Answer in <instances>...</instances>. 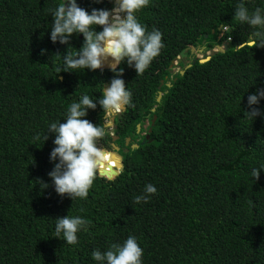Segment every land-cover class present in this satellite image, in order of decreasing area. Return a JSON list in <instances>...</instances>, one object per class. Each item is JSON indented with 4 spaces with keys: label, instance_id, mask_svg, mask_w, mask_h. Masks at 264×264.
I'll return each instance as SVG.
<instances>
[{
    "label": "trees",
    "instance_id": "1",
    "mask_svg": "<svg viewBox=\"0 0 264 264\" xmlns=\"http://www.w3.org/2000/svg\"><path fill=\"white\" fill-rule=\"evenodd\" d=\"M62 2L0 0V264H98L94 250L129 236L143 248V264H264V170L258 181L251 175L264 166V116L245 113L248 96L264 89V48L241 47L257 30L235 19L242 0H150L136 14L149 32L162 33L165 47L143 75L120 65L135 107L118 114L98 144L112 150L118 136L123 167L113 179L98 172L88 198L74 200L55 192L48 175L58 162L49 159L55 134L44 138L83 95L97 102L84 118L104 125L98 100L115 74L107 67L58 74L66 51L84 40L51 41L48 10ZM243 2L264 14V0ZM77 3L89 12L113 7L112 0ZM225 43L224 52L188 68L184 59L174 73L185 48ZM256 107L264 112V98ZM127 137L139 147L125 152ZM106 154L101 168L118 164ZM41 180L49 187L42 190ZM147 184L156 194L135 203ZM66 215L90 222L77 245L54 237Z\"/></svg>",
    "mask_w": 264,
    "mask_h": 264
},
{
    "label": "clouds",
    "instance_id": "2",
    "mask_svg": "<svg viewBox=\"0 0 264 264\" xmlns=\"http://www.w3.org/2000/svg\"><path fill=\"white\" fill-rule=\"evenodd\" d=\"M96 2L99 3L101 0ZM112 2L111 10L93 8L89 12L80 7L77 0H63L57 7L48 10L52 16L50 39L53 43L58 41L69 46L74 35L82 34L84 38L82 46L76 52L66 51L63 55V65L58 69V74L62 71L77 72L78 69L103 72L106 67L115 74L110 86L104 84L102 98L98 100L106 118L122 114L128 107H135L132 93L121 78L123 68L120 65L126 62L129 67H134L137 75H143L165 47L162 33L155 29L149 32L136 15L149 6L150 0H112ZM234 15L239 22L247 23L257 29L252 33L253 39L250 43L241 47L264 48L262 10L256 8L250 13L242 0L237 5ZM98 27L100 30H97ZM221 27L223 31L228 29L225 25ZM44 51L42 50V54ZM209 51H203L201 54L204 52L206 54L198 56L203 59ZM261 98H264V89H257L256 93L247 98L250 110L245 113L253 120L257 116H264V112L256 107ZM96 108L97 102L88 95H83L79 102H73L69 106L65 122H53L48 127L44 142L48 139L47 134H55L53 140L55 147L49 159L52 162L58 161L54 163V168L48 175L52 179L55 192L61 197L67 196L72 200L87 199L98 172L108 157L106 152L108 151L111 156L112 150L104 149L98 144L108 134L107 123L98 125L84 118L89 109ZM36 139L39 140V137L37 136ZM111 168L113 167L108 170ZM261 170H264V166L252 169L251 175L255 181L259 180ZM40 187L43 190L49 185L41 180ZM156 192L157 188L154 185L147 184L143 194L136 196L134 202L147 203ZM89 223L80 216L58 217L54 237L62 236L67 244L77 245L78 233L86 230ZM143 255L144 250L134 236H129L122 245L111 244L107 251L92 252V258L98 264H143Z\"/></svg>",
    "mask_w": 264,
    "mask_h": 264
},
{
    "label": "water",
    "instance_id": "3",
    "mask_svg": "<svg viewBox=\"0 0 264 264\" xmlns=\"http://www.w3.org/2000/svg\"><path fill=\"white\" fill-rule=\"evenodd\" d=\"M111 9H109V10H111ZM207 37H208V34L205 35V39L203 40V44H205ZM249 43H250V41H249ZM227 48H228V44L227 43H225L224 45H217V49L216 48L211 49L208 52V54H207V56L205 58L202 59L199 56H197L196 58H194V59L191 60V63H185L184 62V58L189 57L188 52H190L191 55H192L196 51V49L194 47L185 48L184 50L181 51L180 55L177 57V60H174L172 66L175 65V64H178L179 62H183V63L186 64L185 68H188V67H191V65L196 62L197 58L200 59L201 62H204V61L209 60L217 51H223L224 52ZM204 50H205V47H200L198 49V51H200V52H203ZM184 71H185L184 69L181 70V74H184ZM168 85L171 86L172 84L171 83H168ZM105 86H110V83L106 84ZM161 86L162 85H160L159 88H161ZM162 95H163V92L162 91H159V94L157 96V101H161ZM152 110L153 111H156V107H154ZM116 116L117 115L111 116V117H107V118L104 117L105 118V123L104 124L107 123V125H108V132H110V133H113L114 132V127H112V125H114V123H115ZM108 118L110 120L107 121ZM156 118H157V116L155 115L154 118H153V120H152V125H154V123L156 121ZM110 126L112 128H110ZM151 130L152 129L150 128L149 129V132H151ZM138 132H141V125L140 124H138ZM149 136L150 135L148 134L147 135V138H149ZM117 139H118V136H114L113 137L111 157L117 158L119 160L118 164L116 165L115 168H113V169L111 168V170H108V168L107 169L100 168V170H99V175L100 176H106L109 179H113L118 174L119 170L123 167V164H122V156L120 154L121 148L118 145L115 144V141ZM144 142H145V140L142 141V144ZM130 143H131V137H127V139H126V147L124 148V151L125 152H128L129 151V148L127 147L128 145H131L132 148L139 147V144H137V143H134V144H130Z\"/></svg>",
    "mask_w": 264,
    "mask_h": 264
},
{
    "label": "rangeland",
    "instance_id": "4",
    "mask_svg": "<svg viewBox=\"0 0 264 264\" xmlns=\"http://www.w3.org/2000/svg\"><path fill=\"white\" fill-rule=\"evenodd\" d=\"M202 52H200V51H198L197 49H196V51L192 54V56L190 57V58H184L185 59V61H186V63H188L189 61H191L195 56H198V55H200V56H202L203 54H206V53H203V54H201ZM181 69V66H179V64H175L174 65V67H173V70H174V73H176L177 71H179ZM108 120H110L109 118L107 119V121ZM112 127H114V125H112ZM111 126H110V128H112Z\"/></svg>",
    "mask_w": 264,
    "mask_h": 264
},
{
    "label": "built area",
    "instance_id": "5",
    "mask_svg": "<svg viewBox=\"0 0 264 264\" xmlns=\"http://www.w3.org/2000/svg\"><path fill=\"white\" fill-rule=\"evenodd\" d=\"M110 163V164H109ZM108 165H111V162L110 161H108V163H107ZM115 166H116V164H113V165H111L110 167H113V168H115ZM110 167L108 166V167H106V168H108V169H110Z\"/></svg>",
    "mask_w": 264,
    "mask_h": 264
}]
</instances>
